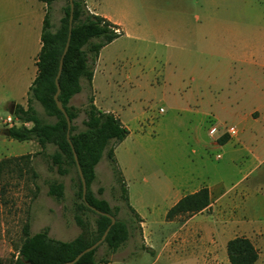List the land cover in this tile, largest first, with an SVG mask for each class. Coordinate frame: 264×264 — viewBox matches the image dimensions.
<instances>
[{
	"label": "rangeland",
	"instance_id": "1",
	"mask_svg": "<svg viewBox=\"0 0 264 264\" xmlns=\"http://www.w3.org/2000/svg\"><path fill=\"white\" fill-rule=\"evenodd\" d=\"M93 1L96 10L120 21L125 32L100 49L98 61L108 83L99 86L95 78L94 85L100 106L115 110L130 133L114 146L113 156L121 174L123 168L128 177L125 189L130 194L129 205L145 218L151 231V237L146 236L144 242L141 228L133 220L131 234L117 250L110 252L101 244L95 254L108 259V264H149L155 254L159 257L154 264H196L190 247L180 246L183 240L198 241L194 234L185 233L182 238L180 224L187 214H177L171 219L164 216L171 200L177 194L188 193L196 182L217 184L230 191L235 181L249 170L245 177L257 184L258 192L242 201V207L251 211L253 222L264 225V217L255 216L259 203H264V121L240 120V114L253 106L256 83L264 75L235 80L223 54L229 40L264 35V23L253 24L251 15H261L264 0ZM64 4L65 0L55 2L59 17ZM49 18L53 27L58 24L59 18H53L51 9ZM193 41L205 50L198 59L195 52H186L195 49ZM186 42L190 50L180 48ZM236 89L244 92L240 93L242 99L230 104L232 98V103L235 101ZM83 92L73 96L72 105L79 108L85 105L91 93L85 81ZM33 104L43 121L54 120L37 101ZM6 114L7 105L0 104L3 263L16 254L26 222L31 233L47 226L55 238L68 240L79 232L72 218L74 168L60 174L55 166L48 168L43 157L36 154L40 147L35 141H17L3 134L1 129L8 127L2 123ZM83 118L80 111L73 119L76 128H82ZM229 125L241 136L240 144L230 146L234 151L228 145L212 146L208 128L216 126L213 133L216 139L224 135L227 138V134L217 135ZM53 149L49 144L46 147L48 152ZM51 180L64 186L61 201L46 193L47 182ZM90 189L110 206L119 207L117 218L131 215L103 156L95 165ZM167 220L172 222L165 224L163 221ZM207 227L202 225L200 244H211ZM214 235L218 253L225 255L222 240L226 235Z\"/></svg>",
	"mask_w": 264,
	"mask_h": 264
},
{
	"label": "trees",
	"instance_id": "2",
	"mask_svg": "<svg viewBox=\"0 0 264 264\" xmlns=\"http://www.w3.org/2000/svg\"><path fill=\"white\" fill-rule=\"evenodd\" d=\"M39 1L45 3L46 9L35 62L36 75L28 87L26 105L14 104L11 113L12 124L4 128L8 129V136L12 139L35 141L40 147L36 154L43 157L48 168L55 166L60 174L67 173L69 167L74 168L75 178H71L74 188L72 218L79 232L72 239L64 241L50 237L47 226L31 233L26 222L21 229L22 238L16 248V254L6 263L0 260V264H56L68 261L101 236L110 223L106 214L113 216L115 221L99 245L104 244L110 252L117 250L131 234L133 220H136L140 228L141 219L128 203L123 177L113 156L114 146L127 136L128 129L112 112L97 108L93 104L92 93L87 95L86 103L81 108L69 104L71 96L81 89L80 79H84L90 89L92 71L100 48L118 37L121 32H114L116 25L103 16L89 12L84 0H72L71 27L67 49L62 57L57 95L71 121L67 131L65 117L56 107L53 93L54 77L68 33L69 4L68 0H65V4L60 7L58 24L53 27L49 12L54 0ZM34 101L39 103L47 116L54 117V120L43 121L37 114ZM80 111L83 112L84 118L81 120L82 128L78 129L72 121ZM225 139L224 135L217 141L222 142ZM48 144L54 146L51 152L46 151ZM72 150L86 185L83 199ZM102 156L107 160L113 180L118 184L121 198L131 214L126 218H117L119 207L110 206L105 199L96 197L90 189V183L95 178V165ZM100 191L101 188H98L97 193ZM46 193L56 201H61L64 196L62 182L48 181ZM208 203V189L203 186L181 196L166 210L164 216L171 219L177 214L195 213L205 208ZM97 247L85 252L74 264H97L104 261L103 257L96 256ZM225 252L230 264H252L257 257L256 249L244 236L228 239Z\"/></svg>",
	"mask_w": 264,
	"mask_h": 264
},
{
	"label": "crops",
	"instance_id": "3",
	"mask_svg": "<svg viewBox=\"0 0 264 264\" xmlns=\"http://www.w3.org/2000/svg\"><path fill=\"white\" fill-rule=\"evenodd\" d=\"M55 2L56 0L51 3L50 9L53 13V18L56 17V19H58L59 7L58 5H55ZM84 2L89 12L99 14L112 24L116 25L121 32L119 36L125 33L122 23L111 18V16L96 10V5L93 0H84ZM45 9V3L39 0H0V104L4 103L7 105V114L5 118L7 116H12L11 113L14 104L19 103L23 105L26 103L28 87L36 75L35 62L40 48V31ZM251 15L253 24L264 23V11L261 12V15L259 16L256 13H252ZM191 44L195 47V49L193 48L192 51L186 52H195V57L198 59L199 56L205 52V50L199 46L197 41H193ZM187 46L188 43L186 42L180 48H187V50H190ZM214 54L217 55V53ZM223 54L226 57H220H225L228 60V71L230 74L235 75V80L239 81L241 76H244L245 79L248 80L254 74L264 75V35H252L240 40H229V46L225 51H223ZM98 58L99 52L94 63L90 81L93 104L103 111L112 112L120 120L118 113L115 110L100 106L101 101L98 102L96 97L98 92L96 86L94 85L95 78H97L99 86L102 85L103 87L105 83H108L106 76L103 74V68L99 65ZM197 63L199 62L197 61ZM82 80L83 81L80 79L81 89L75 94L83 92L85 80ZM256 88L253 106L240 114V120H250L255 122L264 121V78L256 83ZM240 93L244 92L238 91V89L235 90V101L232 103V98L230 104H236L242 99L243 94ZM74 95H72L69 99V104H71V99ZM200 100H202L201 97ZM130 102V99L126 101V105L128 106ZM5 118L2 120L4 126ZM122 124L125 126L124 123ZM1 131H3V128ZM129 134L130 133L128 132L127 136L118 144L126 140L129 137ZM237 134L238 131L235 136H228L222 142L217 141V139L209 135L210 144L215 147H222L225 145L230 147L235 143L240 144L241 136H237ZM230 150L234 151V147H230ZM218 155L220 156V154ZM248 171L242 174L241 177L235 181L230 191L222 189V187L217 184H206L204 181H198L194 185H191L188 193H191L203 186L207 187L209 193L208 205L198 212L187 214L180 224L182 238L185 233L188 234V236H190V234L197 236L198 241L188 240L185 242L183 240L180 245L183 248L187 246L190 247V253L194 257L196 264H230L226 257V252L225 255H223V253L222 255L218 253L219 245H217L214 235L216 233L222 237L226 235L222 240V246H225L228 239L235 236H244L248 238L257 252L256 260L252 264H264V225H259L253 222V215L251 211L242 207L241 203L250 195L258 192L256 186L257 184L252 183V181L248 182L247 177H245ZM240 173H242V171ZM122 174L123 182L125 181L124 185H126L128 177L126 176L123 168ZM183 195L184 194H177L175 199L171 200L170 204L172 205L175 203ZM127 196L128 201H130L129 192L127 193ZM136 213L141 219L139 227L141 228L140 230L142 232L144 242H146V236L151 237V231L148 230V223L145 221V218L139 214L138 211H136ZM255 216L264 217V203H259ZM200 217L204 220H200ZM163 222L165 224H170L172 221L167 220ZM204 224L208 225L207 228L210 234L209 242L211 243V246L209 243H207V245H204V243L200 244L201 236L198 235L202 232V225ZM48 235L55 238L51 235V230L49 228ZM55 239L64 241L67 240L64 238ZM158 257L159 254H155L149 264H154ZM97 264H108V259L104 258V261Z\"/></svg>",
	"mask_w": 264,
	"mask_h": 264
},
{
	"label": "water",
	"instance_id": "4",
	"mask_svg": "<svg viewBox=\"0 0 264 264\" xmlns=\"http://www.w3.org/2000/svg\"><path fill=\"white\" fill-rule=\"evenodd\" d=\"M68 4H69L68 33H67L66 42L64 44V47L62 49V52H61V55H60V58H59L57 71H56V74H55V77H54L55 92L53 93V100L55 102V105L62 112V114L65 117L67 131H68L69 127H70L71 121L69 120L68 116L66 115V112L64 111V108L62 107L61 102L58 100L57 95L59 93L58 77H59V74H60V71H61L62 57H63V55H64V53L66 52V49H67L69 33H70V27H71L72 0H68ZM3 134L8 135V129L7 128L3 129ZM66 136L68 137V132L66 133ZM72 153H73V159L75 161L76 169H77V172H78V175H79V178H80L81 197L83 199L84 195H85L86 185H85L84 178H83V176L81 174L80 168L78 166L76 155L73 152V150H72ZM106 215L110 218V223H109L108 226H106V228L104 229L103 233L101 234V236L96 241H94L93 243H91L87 247H85L82 250H80L72 259H70L68 261L61 262V263H56V264H74L78 260V258L80 256H82L85 252H88V251L94 249L95 247H97L104 240L110 225H112L114 223V221H115L113 216L108 215V214H106Z\"/></svg>",
	"mask_w": 264,
	"mask_h": 264
},
{
	"label": "built area",
	"instance_id": "5",
	"mask_svg": "<svg viewBox=\"0 0 264 264\" xmlns=\"http://www.w3.org/2000/svg\"><path fill=\"white\" fill-rule=\"evenodd\" d=\"M113 31L114 32H116V33H118L119 32V29L118 28H116V27H114L113 28ZM162 110V108H159V111H161ZM4 124L5 125H8V126H10L11 124H12V119H11V117L10 116H7L6 118H5V120H4ZM207 132H208V134L210 135V136H213V133H215L216 132V126H211V127H209L208 128V130H207ZM236 128L233 126V125H229V126H227L219 135H217V136H221L222 134H227L228 136H234L235 134H236ZM215 139H216V137H214ZM217 157H220L218 154L216 155Z\"/></svg>",
	"mask_w": 264,
	"mask_h": 264
}]
</instances>
